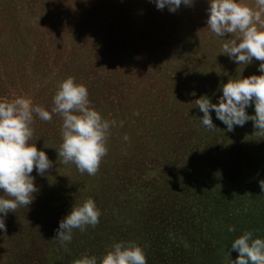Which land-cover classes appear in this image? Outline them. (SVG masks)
<instances>
[{
    "label": "rangeland",
    "instance_id": "obj_1",
    "mask_svg": "<svg viewBox=\"0 0 264 264\" xmlns=\"http://www.w3.org/2000/svg\"><path fill=\"white\" fill-rule=\"evenodd\" d=\"M208 7L209 0L176 12L150 0H0V100L23 96L51 112L60 83L73 77L91 107L115 121L90 176L58 155L62 118L34 117L30 143L53 168L44 176L34 169V201L8 213L0 264L99 260L118 242L141 246L147 264H232L235 238H264V134L252 121L228 132L214 111L217 128L208 130L196 105L201 96L218 103L222 84L259 75L260 62L244 67L218 54L233 37L210 31ZM246 111L254 115V106ZM88 198L99 223L74 229L62 247L59 221Z\"/></svg>",
    "mask_w": 264,
    "mask_h": 264
},
{
    "label": "clouds",
    "instance_id": "obj_2",
    "mask_svg": "<svg viewBox=\"0 0 264 264\" xmlns=\"http://www.w3.org/2000/svg\"><path fill=\"white\" fill-rule=\"evenodd\" d=\"M158 10L167 8L176 12L181 5L190 7L194 0H150ZM207 27L217 37L230 34L232 39L223 43L218 54L227 55L237 65L247 66L257 60L259 75H249L227 80L221 85L222 98L212 103L207 96L196 100L203 113L200 123L208 130L217 128L210 111H214L228 132L234 127L252 121L256 130L264 134V0H209ZM51 112L34 105L29 98L19 96L11 101L0 100V231L6 230L5 219L18 207L29 205L35 199L38 188L32 176H44L53 168V162L35 143L34 117L51 121L53 115L62 118V144L58 155L64 164L72 163L81 173L97 174L102 159L107 155V140L115 121H108L91 107L86 86L73 77L63 80L53 97ZM254 106V115L246 109ZM127 141L128 137L125 136ZM47 147V146H46ZM264 190V185H261ZM101 212L94 199L88 198L82 205L59 221L56 240L65 246L73 239V230L85 231L99 223ZM234 232L233 226H228ZM238 253L232 264H264V238L246 231L231 243ZM74 264H147L144 249L135 242H118L102 257L83 255Z\"/></svg>",
    "mask_w": 264,
    "mask_h": 264
}]
</instances>
